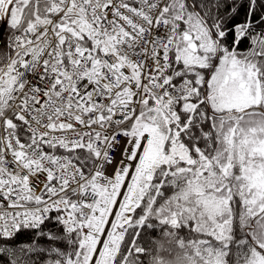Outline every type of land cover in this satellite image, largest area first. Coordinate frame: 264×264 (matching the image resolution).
<instances>
[{"label":"snow or ice","instance_id":"snow-or-ice-1","mask_svg":"<svg viewBox=\"0 0 264 264\" xmlns=\"http://www.w3.org/2000/svg\"><path fill=\"white\" fill-rule=\"evenodd\" d=\"M0 264H264V0H0Z\"/></svg>","mask_w":264,"mask_h":264}]
</instances>
